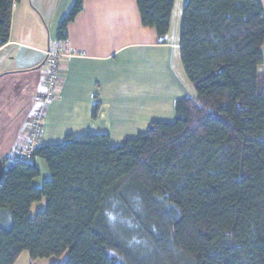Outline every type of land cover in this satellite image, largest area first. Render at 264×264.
<instances>
[{
	"label": "trees",
	"instance_id": "obj_1",
	"mask_svg": "<svg viewBox=\"0 0 264 264\" xmlns=\"http://www.w3.org/2000/svg\"><path fill=\"white\" fill-rule=\"evenodd\" d=\"M14 1L0 0V48ZM84 2L61 21L59 41ZM136 3L164 42L175 0ZM180 44L196 95L176 100L174 121L119 145L107 133L67 134L6 167L0 264L26 251L33 260L68 252L64 264H264L263 4L187 0ZM37 158L50 173L38 187Z\"/></svg>",
	"mask_w": 264,
	"mask_h": 264
},
{
	"label": "crops",
	"instance_id": "obj_2",
	"mask_svg": "<svg viewBox=\"0 0 264 264\" xmlns=\"http://www.w3.org/2000/svg\"><path fill=\"white\" fill-rule=\"evenodd\" d=\"M74 1H14L10 39L0 48V157L9 160L6 167L29 160L34 146L60 142L67 134L107 133L119 145L147 131L152 121H174L176 100L193 96L175 6L161 42L154 28L142 25L136 0H85L69 25L68 39L59 41L60 23ZM49 48L67 55L59 63L58 96L46 106L34 145L28 128L31 100L45 91ZM262 55L259 74L264 76V46ZM36 162L38 187L50 173L43 159Z\"/></svg>",
	"mask_w": 264,
	"mask_h": 264
},
{
	"label": "built area",
	"instance_id": "obj_3",
	"mask_svg": "<svg viewBox=\"0 0 264 264\" xmlns=\"http://www.w3.org/2000/svg\"><path fill=\"white\" fill-rule=\"evenodd\" d=\"M66 55V52L59 53L50 48L45 52L44 63L47 70L45 91L37 93L31 100L33 114L28 128H30L29 133L34 145L37 143V139L42 130L46 106L58 96L60 78L59 63L62 57Z\"/></svg>",
	"mask_w": 264,
	"mask_h": 264
},
{
	"label": "rangeland",
	"instance_id": "obj_4",
	"mask_svg": "<svg viewBox=\"0 0 264 264\" xmlns=\"http://www.w3.org/2000/svg\"><path fill=\"white\" fill-rule=\"evenodd\" d=\"M186 2H187V0H176V2H175L174 20L175 19L178 20L177 25H176V34H178L179 38H180L182 12H183V9H184ZM175 24H176V22L173 25L174 29H175ZM173 31L175 33V30H173ZM193 91H194L193 96H195L196 90L194 87H193ZM45 208H46V199L44 198L42 201L36 202L33 204L32 208H31V216H35V214L39 210H45ZM68 256H69V253L65 252L61 256H52L49 258L33 260L30 258L29 253L26 251L22 254V256L19 258V260L17 261L16 264H64L65 261L67 260Z\"/></svg>",
	"mask_w": 264,
	"mask_h": 264
},
{
	"label": "water",
	"instance_id": "obj_5",
	"mask_svg": "<svg viewBox=\"0 0 264 264\" xmlns=\"http://www.w3.org/2000/svg\"><path fill=\"white\" fill-rule=\"evenodd\" d=\"M6 173L5 161L0 157V184L2 183Z\"/></svg>",
	"mask_w": 264,
	"mask_h": 264
},
{
	"label": "clouds",
	"instance_id": "obj_6",
	"mask_svg": "<svg viewBox=\"0 0 264 264\" xmlns=\"http://www.w3.org/2000/svg\"><path fill=\"white\" fill-rule=\"evenodd\" d=\"M109 215V219L111 220L113 217H112V214L111 213H108Z\"/></svg>",
	"mask_w": 264,
	"mask_h": 264
}]
</instances>
